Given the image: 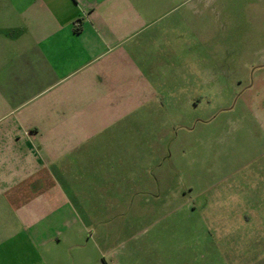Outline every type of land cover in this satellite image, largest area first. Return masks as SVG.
Masks as SVG:
<instances>
[{
    "label": "rangeland",
    "instance_id": "1",
    "mask_svg": "<svg viewBox=\"0 0 264 264\" xmlns=\"http://www.w3.org/2000/svg\"><path fill=\"white\" fill-rule=\"evenodd\" d=\"M158 2L160 103L110 128L93 166L79 158L63 177L78 198L75 242L103 252L120 246L108 231L157 220L191 233L208 264L218 246L224 264H264V0ZM2 246L4 264L44 259L20 237Z\"/></svg>",
    "mask_w": 264,
    "mask_h": 264
},
{
    "label": "crops",
    "instance_id": "2",
    "mask_svg": "<svg viewBox=\"0 0 264 264\" xmlns=\"http://www.w3.org/2000/svg\"><path fill=\"white\" fill-rule=\"evenodd\" d=\"M159 9L158 0H0V256L20 237L44 246L38 264H208L191 233L157 220L152 231H108L117 248L77 244L78 198L65 192V174L82 157L93 166L110 128L155 113ZM216 249L213 264H224Z\"/></svg>",
    "mask_w": 264,
    "mask_h": 264
}]
</instances>
